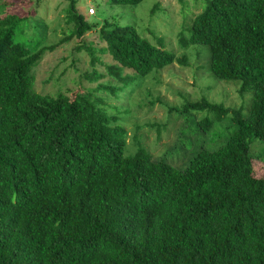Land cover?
<instances>
[{"label":"trees","instance_id":"obj_1","mask_svg":"<svg viewBox=\"0 0 264 264\" xmlns=\"http://www.w3.org/2000/svg\"><path fill=\"white\" fill-rule=\"evenodd\" d=\"M76 3L62 13L68 33L43 44L42 34L16 38L40 18L41 0H0V264H264V176L249 154L252 139L264 140V0H208L178 32L181 49L207 46L208 71L252 96L245 111L205 96L167 107L181 123L158 158L139 136L129 148L117 103L145 93L131 74L185 66L186 56L107 19L104 45L84 42L98 23ZM72 38L89 54L82 74L93 85L62 86L66 68L53 79L54 67L56 89L37 91L33 69ZM227 116L224 142L209 148L206 132Z\"/></svg>","mask_w":264,"mask_h":264},{"label":"rangeland","instance_id":"obj_2","mask_svg":"<svg viewBox=\"0 0 264 264\" xmlns=\"http://www.w3.org/2000/svg\"><path fill=\"white\" fill-rule=\"evenodd\" d=\"M69 1L41 0L38 15L43 20L31 17L30 24L33 27H29L27 33H23L22 30L17 31L16 38L26 40L27 37L32 41L42 34L43 44L56 42L72 27L71 24L64 22L62 14L65 13ZM76 1V6L82 13L87 14L88 7L93 6L95 15H90V19H95L98 23L82 38L84 42H93L94 46L95 44L104 45V42L98 37V28L99 23H102L103 19H107L120 25H132L141 37L153 44H156V39L160 38L164 48L172 50L176 56H186L187 64L185 66L174 62L144 77L130 73L129 79L140 83L139 88L145 91L142 94L140 90H137L133 94L134 100L131 98V100L117 103L119 112L116 115L119 117V123L127 127L126 140L131 150L136 147L135 136H139L140 141L153 154V157L158 158L165 149L173 144L177 135L176 130L181 123V119H175L172 115L168 116L167 107H180L191 98L195 100L205 96L210 101L222 103L225 107L247 109L252 96L251 91L239 93L240 81L217 79L208 71L209 51L207 46L195 44L187 49L179 47L178 32L182 29L188 30L187 26L190 25L192 18L204 8L208 0H142L135 5H112L107 0ZM10 9L15 10L14 8ZM81 45L82 42L72 38L54 51L44 55L40 65L33 69L37 91L47 93L56 89V86L52 85L53 81H47L54 67L56 69L53 72V79L66 68L62 75V86L76 89L77 84L72 82V79H81L84 86L93 85L82 74L86 69L91 68V65L86 50L76 49ZM101 56L104 61L111 62L110 55L102 54ZM75 57L79 58V61L76 62V66L80 70L78 72L70 67L71 60ZM64 58L66 59L64 60ZM95 69L103 70L104 67L97 65ZM125 93L124 91L119 97L125 99ZM149 101L153 102L149 103ZM130 106L135 117L128 120L129 117L126 115L131 110ZM106 108L108 111L111 110L109 107ZM205 115V112L200 113V117H205ZM147 123L162 125L160 133L157 134V128L150 127ZM230 124L228 116L221 118L220 121H215L213 127L206 132V145L209 148L221 145ZM138 125H141L142 128H138ZM249 154L253 158V174L264 176V140L252 139ZM181 163L182 161L178 162L179 165Z\"/></svg>","mask_w":264,"mask_h":264},{"label":"built area","instance_id":"obj_3","mask_svg":"<svg viewBox=\"0 0 264 264\" xmlns=\"http://www.w3.org/2000/svg\"><path fill=\"white\" fill-rule=\"evenodd\" d=\"M95 8L93 6L88 7V14H94Z\"/></svg>","mask_w":264,"mask_h":264}]
</instances>
